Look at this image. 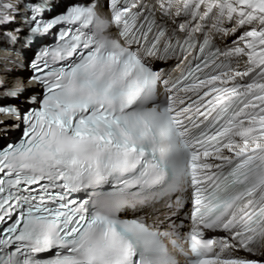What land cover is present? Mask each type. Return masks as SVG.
I'll use <instances>...</instances> for the list:
<instances>
[{
    "label": "snow or ice",
    "instance_id": "6c2138e0",
    "mask_svg": "<svg viewBox=\"0 0 264 264\" xmlns=\"http://www.w3.org/2000/svg\"><path fill=\"white\" fill-rule=\"evenodd\" d=\"M0 50V264H264V0H0Z\"/></svg>",
    "mask_w": 264,
    "mask_h": 264
},
{
    "label": "bare ground",
    "instance_id": "6f19581e",
    "mask_svg": "<svg viewBox=\"0 0 264 264\" xmlns=\"http://www.w3.org/2000/svg\"><path fill=\"white\" fill-rule=\"evenodd\" d=\"M2 55H4V53H3V51L2 50H0V56H2ZM27 55L29 56V53H27ZM23 58H24V55H23V57H20V59L21 60H23ZM19 73H21V72H19ZM9 75H11L10 73H7V74H4V73H2V72H0V77H5L6 76V79L7 80H9ZM16 76H19V74H15ZM9 86H11V85H9ZM1 118H3V119H7V118H5V117H1ZM2 119V120H3Z\"/></svg>",
    "mask_w": 264,
    "mask_h": 264
},
{
    "label": "rangeland",
    "instance_id": "374dc122",
    "mask_svg": "<svg viewBox=\"0 0 264 264\" xmlns=\"http://www.w3.org/2000/svg\"><path fill=\"white\" fill-rule=\"evenodd\" d=\"M10 81H11V78H9L8 82H10Z\"/></svg>",
    "mask_w": 264,
    "mask_h": 264
},
{
    "label": "water",
    "instance_id": "95a60500",
    "mask_svg": "<svg viewBox=\"0 0 264 264\" xmlns=\"http://www.w3.org/2000/svg\"><path fill=\"white\" fill-rule=\"evenodd\" d=\"M3 118L0 117V120H2Z\"/></svg>",
    "mask_w": 264,
    "mask_h": 264
}]
</instances>
